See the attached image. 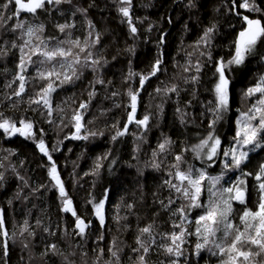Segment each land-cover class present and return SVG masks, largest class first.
Segmentation results:
<instances>
[{"label":"trees","instance_id":"1","mask_svg":"<svg viewBox=\"0 0 264 264\" xmlns=\"http://www.w3.org/2000/svg\"><path fill=\"white\" fill-rule=\"evenodd\" d=\"M8 2L0 0V5ZM256 3L264 10V0ZM124 6L129 7L130 17L119 11ZM15 10L13 3L6 9L0 7L5 17ZM236 12L264 21V11H233V0H131V5L120 0H72L71 4L46 5L35 14L21 12L19 17L0 22V48L7 50V55L0 54V122L8 119L17 127H21L20 121L33 125V135L27 137L0 129V264H140V255H145L146 264H171L173 260L177 264H220L224 257L213 255L209 249L214 250L212 240L220 242L222 231L204 248L196 249L197 243L203 244L195 224L203 208L191 209L183 222V228L192 233L184 238L183 254L166 253L162 245L170 244L168 234L178 232L173 225L181 223L172 213L186 201L177 199L164 182L178 183L170 173L175 172V157L182 155V170L190 165L205 171L207 177H221L213 191L245 182L246 205L233 201L234 217L245 206L256 209L255 178L246 174L256 173L264 164V147H243L248 157L239 169L226 168L224 161L230 159L229 163L231 157L222 155L233 147L238 149L233 137L240 113L248 112L260 96L247 97L245 93L264 77V40L242 64H229L235 56L234 42L245 27L242 15ZM21 22L23 29L11 30ZM64 23L75 26L61 33L57 25ZM40 24L44 25L43 37L55 36L63 41L70 32L72 39H79L81 46L91 51V59L100 61L95 68L85 67L87 53L80 54L81 64L74 66L79 79L57 87L51 122L41 104L31 103L39 99L37 93L49 82L39 78L38 69H50L51 64H29L23 72L17 68L19 47L29 39L27 28ZM131 26L136 27V33L131 32ZM209 28L214 31L202 40ZM97 34L99 42L93 47ZM31 39L37 42L35 36ZM57 40L50 41L49 47H54ZM13 42L17 47H12ZM157 60L161 61L159 71L150 75ZM221 62L229 80V102L210 129L209 123L215 119L214 89ZM63 71L71 75L70 69ZM20 74L25 76V91L17 97L13 93L19 88L16 77ZM142 76L149 78L139 90ZM173 87L176 91H169ZM129 91L138 93L139 100L131 124ZM81 103L87 107L80 108ZM77 112L82 117L79 133L73 119ZM145 116L149 118L147 125H138L136 121ZM120 131L125 134L117 136ZM210 131L221 140L212 161L203 153L197 157L191 151ZM74 135L87 139H73ZM41 139L51 161L38 148ZM165 139L171 143L160 152L159 144ZM258 139L264 143V132ZM53 162L66 198L72 200L77 216L88 225L82 235L76 228L77 217L63 211L65 198L48 174ZM97 164L102 166L97 168ZM157 164L159 167H154ZM204 185L205 189L210 186L207 179ZM170 197L176 202L168 205ZM101 199L105 200L103 225L93 207ZM201 200L208 203L207 192ZM161 201L168 206L162 207ZM149 224L153 226L152 237L141 236L139 229ZM138 236L149 246L147 254L133 251L139 248ZM4 242L8 245L6 254ZM51 245H56L55 250ZM249 247L256 251L255 246ZM109 249L117 256L113 257ZM260 259L264 258L251 257L247 264H257Z\"/></svg>","mask_w":264,"mask_h":264},{"label":"snow or ice","instance_id":"2","mask_svg":"<svg viewBox=\"0 0 264 264\" xmlns=\"http://www.w3.org/2000/svg\"><path fill=\"white\" fill-rule=\"evenodd\" d=\"M120 2L124 5H131V0H120ZM9 3H13L16 6V10L11 16L7 17L0 12V22L6 23L7 20H11L13 17H19L21 12L35 14L38 9H45L46 5L59 6L62 3L71 4L72 0H9L8 3L0 5V7L6 9L8 8ZM236 8H242L248 12L264 11L256 3V0H240L239 3L237 0H233V11H235ZM76 11L86 12L87 9L77 8ZM119 11L124 17H130L129 7H121ZM236 14L242 15L239 12H236ZM242 19L245 22V27L238 33V37L234 42L235 56L233 60L229 61V64H242L245 60V56L253 52L259 41L264 40V21L258 18H250L248 15H242ZM128 23L131 25V19L128 20ZM74 26L75 25L71 23H64L58 24L57 28L61 33H65L67 29H71ZM24 27L25 25L21 22L17 23L11 30L16 31L17 29H23ZM130 30L133 34L137 31L134 26H131ZM43 31V24L36 25L34 27L29 26L27 28L25 34L29 37V39L25 40L23 45L19 47L21 55L17 68L23 72L29 64H51L50 69H38L39 78L49 82L41 88L40 92L37 93L39 99L31 100V103L35 104H40L42 101L43 105L49 109L48 115H51L49 96L52 92L56 91L57 87L62 86L64 83H71L74 78L79 79V75L77 74V70L74 66L81 64L80 54L87 53L84 56L83 66L85 67L92 66L95 68V66L100 64V61L98 59H91V51H88L86 47H82L79 39H72L70 32L67 33L68 39L60 41L57 40L55 36L43 37ZM213 31V28H209L205 32L204 37H202V40L207 38ZM33 36H35L37 41L36 43L32 42L31 38ZM89 36H91V33ZM52 40H57L56 45L54 47H49V42ZM98 42L99 34L95 37L92 46L94 47L95 43ZM85 44H87V41H85ZM65 45H67V47ZM12 47L15 48L17 45L13 42ZM25 48H29L28 53H25ZM74 49H78L79 51L74 52ZM0 54L7 55V50L0 48ZM33 56L40 59L34 61L32 59ZM25 57H27V59H25ZM160 63V60L156 61L150 75H155L156 72L159 71ZM57 65L60 70H57ZM64 69H70L71 75H69L67 71H63ZM197 71H199V67H197ZM217 72L219 74L218 83L215 85L214 89L217 97V106L212 110L215 115V119L209 123L210 129H212L216 121L220 119L219 113L221 110L227 108L229 102V80L225 76L224 65L222 62L217 67ZM61 77L63 78L61 79ZM148 78V76H142L139 81L140 85L143 86ZM16 79L19 81V88L13 93V95L19 97L25 91V76L20 74L16 77ZM13 83H15V81H13ZM99 83H103V81H99ZM10 86L11 85H9V87ZM169 91L174 92L176 91V88L173 87L169 89ZM257 93L260 94L257 101L252 105L248 112L240 113V119L237 121L238 130L235 137H233V140L241 146H252V148L264 147L262 140L258 139L260 133L264 132V77H262L261 80L253 87L248 88L245 96L251 97ZM128 95L131 99V112L128 115V121L132 122L135 117L138 93L129 91ZM79 107L86 108L87 105L85 103H81ZM257 113L259 114V117H257ZM2 116L3 113H0V117ZM73 119L75 120L76 132L79 133L82 127V117L77 112L73 116ZM148 119V116H145L142 120L136 121V123L138 125L146 126ZM252 121H257V123L254 125ZM19 123L21 127H17L15 123L8 119H3V121L0 122V129H3L5 133L9 134L19 133L20 135L26 137L33 135L31 132V129L33 128L32 123L25 121H20ZM125 131L118 132L117 136H123ZM93 135L95 134L93 133ZM117 136H114L112 139L115 140ZM72 138L87 139V137H81L79 135H74ZM170 143L171 141L168 139H165L163 143H160V152L166 151V148ZM220 145L221 140L219 137L213 135L210 131L206 138H202L198 144L192 146L191 151L195 152L197 157L203 153L207 160L212 161L213 158L217 156ZM38 148L45 156L48 157L50 161L52 160V157L49 155L47 147L42 139L38 143ZM153 155H155V153H153ZM222 155L225 157H231V161L225 164L226 168L233 167L239 169L241 164L245 161V159H247L248 152H237V149L233 147L228 151H223ZM175 161L176 163L172 165L175 172L170 173V175H173L178 183H173L172 180H166L164 183L170 190H173L177 194V199L183 198L186 203L182 204L172 213L181 220V223L173 225L174 228L179 229L178 232L174 231L168 234L170 244L167 246L162 245V247L166 248V253L173 256H180L183 254L181 251V245L185 242L184 238L187 235L192 234L183 228V222L187 220L188 213L191 209L203 208V214L199 215L195 220V224L197 225L196 234L203 239V244H196L197 250H200L208 245L210 238L215 237L218 231H222L223 236L221 237L220 242L212 240L211 242L214 245V250L209 249L212 251L213 255L224 257L221 259L220 264H238V262L239 264H247L251 257L264 258V164L259 166L256 173L246 174L254 176L255 180L258 182L257 191L259 193V199L256 202V209L253 210L245 206L238 217H234L232 215L233 201L238 202L241 205H246V188L243 180L238 181L230 187H221L216 191H213V188L219 184L221 177H207L205 171L194 170L190 165L186 170H182L181 165L185 163L182 155H177L175 157ZM101 166L102 165L97 164V168ZM0 167H2V165H0ZM154 167L158 168L159 165H154ZM48 174L51 180L55 181L56 186L59 188L60 196L65 198L63 201V211L70 212L73 216L77 217L76 228L79 229V234L82 235L88 225L85 224L83 219L77 216L72 207V200L66 198L67 193L65 192L64 185L60 180L57 172V166L54 162L52 163ZM0 179H3L2 174H0ZM206 179L210 185L207 189H205L204 185V181ZM205 192H207L208 195V203L206 205L201 200V197L205 194ZM175 202L176 201L170 197L168 205L174 204ZM160 203L162 207L168 206L165 205L163 201ZM104 205V199H101L93 205L95 214L99 218L101 225L104 224ZM129 207H131V205H129ZM236 220H238V223L235 222ZM2 225L3 220L0 219V226ZM152 227L153 226L149 224L148 226L139 229L140 235L143 236L147 234L149 238H151ZM25 231H27V228H25ZM4 235L6 236L7 233L5 232ZM137 243L139 244V248L133 249V251L140 252L142 250L144 254L149 252V246L141 241L139 236L137 237ZM2 246L3 252L6 254L8 249L7 243L4 242ZM249 246H255L256 251H253ZM25 247H27V245H25ZM50 248L55 250L56 245H51ZM102 251L103 250H101V254ZM109 251L113 257L117 256L115 251H111V249H109ZM139 262L140 264H146L145 255L139 256ZM69 264H71V262H69ZM171 264H177L176 260L171 261ZM257 264H264V259L258 260Z\"/></svg>","mask_w":264,"mask_h":264},{"label":"water","instance_id":"3","mask_svg":"<svg viewBox=\"0 0 264 264\" xmlns=\"http://www.w3.org/2000/svg\"><path fill=\"white\" fill-rule=\"evenodd\" d=\"M143 85H144V84H143ZM142 87H143V86L140 85L139 90H141ZM56 90H57V88H56ZM54 94H55V91L52 92V93L50 94V96H49V101H50V104H51V113H52L51 115H49V121H50V122L52 121V116H53V112H52V101H53ZM138 101H139V100H138V98H137V104H138ZM40 104L43 105V102L41 101ZM43 106H44V105H43ZM44 108H45V111L48 113L49 109L46 108L45 106H44ZM130 112H131V110H130ZM137 112H138V109H137V107H136L135 116L137 115ZM134 119H135V117H134ZM132 122H134V120H133ZM132 122H129V123L131 124Z\"/></svg>","mask_w":264,"mask_h":264},{"label":"rangeland","instance_id":"4","mask_svg":"<svg viewBox=\"0 0 264 264\" xmlns=\"http://www.w3.org/2000/svg\"><path fill=\"white\" fill-rule=\"evenodd\" d=\"M237 144H238V143H237ZM243 147L246 148V146H241L240 144H238L237 152H239V151H245V150H243ZM229 160H230V159H228L227 161H224V164H226ZM212 163H213V162H212ZM212 163H211V164H212ZM254 186H255V187H253V188H256V194H255V196L257 197V199H259V193H258V191H257L258 182H257L256 180H255V184H254ZM256 197H255V198H256ZM257 199H255L253 203H255V202L257 201Z\"/></svg>","mask_w":264,"mask_h":264}]
</instances>
